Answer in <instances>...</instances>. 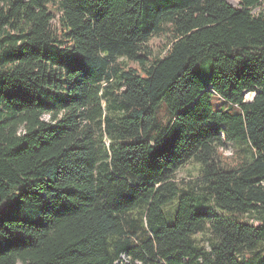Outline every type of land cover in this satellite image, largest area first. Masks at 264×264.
<instances>
[{
    "label": "trees",
    "instance_id": "1",
    "mask_svg": "<svg viewBox=\"0 0 264 264\" xmlns=\"http://www.w3.org/2000/svg\"><path fill=\"white\" fill-rule=\"evenodd\" d=\"M262 3L0 0V264H264Z\"/></svg>",
    "mask_w": 264,
    "mask_h": 264
},
{
    "label": "rangeland",
    "instance_id": "2",
    "mask_svg": "<svg viewBox=\"0 0 264 264\" xmlns=\"http://www.w3.org/2000/svg\"><path fill=\"white\" fill-rule=\"evenodd\" d=\"M229 4L232 7H238L237 2L235 1H229ZM254 15H258L259 13L264 14V3H262L261 7H258L253 10L252 12ZM245 102H250L252 100V94H245L244 95ZM212 105L214 109H227V105L219 99L217 96H215L212 100ZM159 119L161 121L167 120V113L164 107L161 108L159 113ZM219 154L221 156L222 161L224 160L228 164H234L237 160V157L244 156L245 158H249L251 156V150L249 149V146L247 144L238 143V142H231L226 143L219 149ZM199 180V174H198V165L191 161L187 163L184 167L178 170L176 173V181L179 182L180 186H184V183H194ZM176 206V200H174L172 203L167 205L164 209L167 216H171L175 210ZM166 217V216H165ZM167 223H172V218L166 217ZM243 220L247 223H256V215L255 214H246L243 216ZM196 239L200 241L203 246L206 244V235H198L196 236ZM264 245L262 243L256 244L252 252H257L258 257L254 259V261H257L259 258V254L262 252ZM239 256H244L246 253L245 250H240ZM261 262V260H260Z\"/></svg>",
    "mask_w": 264,
    "mask_h": 264
},
{
    "label": "water",
    "instance_id": "3",
    "mask_svg": "<svg viewBox=\"0 0 264 264\" xmlns=\"http://www.w3.org/2000/svg\"><path fill=\"white\" fill-rule=\"evenodd\" d=\"M254 95H252V99H253Z\"/></svg>",
    "mask_w": 264,
    "mask_h": 264
}]
</instances>
